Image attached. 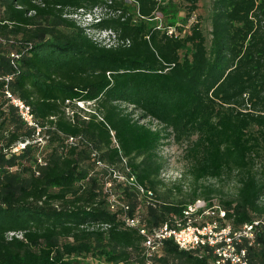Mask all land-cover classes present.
Instances as JSON below:
<instances>
[{"label": "trees", "instance_id": "16d2710c", "mask_svg": "<svg viewBox=\"0 0 264 264\" xmlns=\"http://www.w3.org/2000/svg\"><path fill=\"white\" fill-rule=\"evenodd\" d=\"M181 2L182 24L158 28L156 14L164 21L181 4L0 0V264H212L210 251L172 240L147 256L140 233L185 224L197 199L217 206L206 220L220 226L258 221L240 246L248 264H264V0H211L209 40L200 18L187 25L199 0ZM99 7L106 17L90 28L108 31L109 46L64 17ZM78 104L101 117L83 118ZM167 141L187 161L185 194L183 181L159 192ZM232 177L233 193L201 184Z\"/></svg>", "mask_w": 264, "mask_h": 264}, {"label": "built area", "instance_id": "2783aa9c", "mask_svg": "<svg viewBox=\"0 0 264 264\" xmlns=\"http://www.w3.org/2000/svg\"><path fill=\"white\" fill-rule=\"evenodd\" d=\"M80 13H83L82 10H80ZM85 15H93V11L92 14ZM156 19H161L159 13L156 14ZM100 20H96V23ZM159 27H161V25H159L158 28ZM83 28L86 30L89 37H91L89 31L93 33L96 31L98 33L100 32L96 29L91 30L90 27ZM168 34L174 35L175 32L173 29L169 28ZM91 38L96 42H100L93 37ZM6 97L9 98L10 103L18 109L21 119L25 121L28 126L37 128V124L33 119L29 107L12 97L8 92H6ZM37 130L39 131L38 128ZM70 142H72V139H70ZM23 146L24 145H21L18 148H22ZM18 148L14 149V151H17ZM114 177L119 181L126 180L124 176ZM127 181L133 184L141 193H146L148 196L151 195L150 192H145L141 186H138L133 177L127 178ZM111 201L112 203L115 202L114 197H112ZM216 209L217 206L215 204H213V206H208L207 202L203 199H197L188 204L183 212L185 224H182L181 221H176V227H170L168 223H164L148 235L141 229L140 233L146 235V241L144 243L146 255L151 256L158 249L162 241L172 240L179 249L184 251H210L214 257L212 264H248L246 250L240 246L241 240L245 238L249 242H252L259 222L255 221L250 224H245L241 229L234 231L229 226H220L217 220H206L208 216L215 215ZM217 212L220 218L224 216L222 210H218ZM125 223L129 227H133L138 225V220L125 219Z\"/></svg>", "mask_w": 264, "mask_h": 264}, {"label": "rangeland", "instance_id": "374dc122", "mask_svg": "<svg viewBox=\"0 0 264 264\" xmlns=\"http://www.w3.org/2000/svg\"><path fill=\"white\" fill-rule=\"evenodd\" d=\"M176 3L181 4L179 8V11L173 12V15L168 16L166 20L163 21V19L158 20L159 25H163L165 22H174L175 24H182L183 18L185 15V11L183 9V4L181 0H174ZM210 6H211V0H199L198 2V9L196 10L195 14L191 17L190 21L187 25L194 22L198 18H200V24L201 29L207 39L209 40V31H210ZM181 9V10H180ZM64 17L73 19L78 25L81 27L89 28L92 25L96 23V20H100L104 17H106L104 13V9L94 8L93 9V15H85L84 13H80V11L76 14H65ZM93 30V29H91ZM89 34L91 37L96 39L97 41L102 42L105 45H111L113 43L111 34L107 32H95L89 31ZM78 108L82 110L80 113L83 118H86L84 113H92L96 114L98 117H101V115L96 111V108L93 105H85V104H78ZM70 115V112H69ZM146 122V121H144ZM153 128H158L159 126L153 122L152 124ZM43 135L45 137H43ZM36 142H39V144L43 147L46 144V134H41L40 136H37ZM167 145H163L160 150L158 151L159 156L161 160L163 161V170L161 173V178L163 179L164 185L163 188L159 189V192H165L167 189H170V186H172V183L176 184L177 182L183 181L185 190L184 194L189 190V186L191 187V180L188 176L187 172V161L184 159L182 155V150L179 146L171 145L170 141H167ZM140 160V158L138 159ZM264 160V158H263ZM235 178L232 177L231 181H217V180H206L202 182L201 184L204 185H214L215 187L221 188L224 192H234L235 188ZM216 198V197H215ZM217 199V198H216ZM216 203L217 201L214 200ZM74 264H104L103 262H98L95 259L91 261H86L83 259L75 260Z\"/></svg>", "mask_w": 264, "mask_h": 264}]
</instances>
